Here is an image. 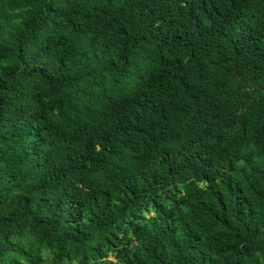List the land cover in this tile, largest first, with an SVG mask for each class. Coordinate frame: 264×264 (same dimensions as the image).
I'll return each mask as SVG.
<instances>
[{
  "label": "trees",
  "instance_id": "16d2710c",
  "mask_svg": "<svg viewBox=\"0 0 264 264\" xmlns=\"http://www.w3.org/2000/svg\"><path fill=\"white\" fill-rule=\"evenodd\" d=\"M0 264H264V0H0Z\"/></svg>",
  "mask_w": 264,
  "mask_h": 264
}]
</instances>
